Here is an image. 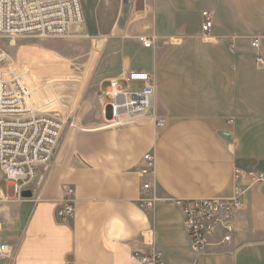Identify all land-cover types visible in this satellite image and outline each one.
<instances>
[{
    "label": "crops",
    "instance_id": "0c3cea01",
    "mask_svg": "<svg viewBox=\"0 0 264 264\" xmlns=\"http://www.w3.org/2000/svg\"><path fill=\"white\" fill-rule=\"evenodd\" d=\"M205 9L214 12L209 40L202 37ZM122 10L120 34L100 40L105 83L123 68L154 73L153 108L116 128H66L31 197L17 198L0 170V243L13 250L0 264H153L136 254L156 253L164 264H264V68L256 61L264 58V0H124ZM140 34L155 35L154 44L144 47ZM48 58L12 60L31 71ZM53 79L68 88L83 81ZM153 112L167 118L165 128H155ZM146 182L156 197L149 212L139 206ZM66 185L75 189L76 211L61 222L55 211ZM237 186L245 206L234 214L231 241L219 235L194 252L176 200L228 198Z\"/></svg>",
    "mask_w": 264,
    "mask_h": 264
},
{
    "label": "built area",
    "instance_id": "2783aa9c",
    "mask_svg": "<svg viewBox=\"0 0 264 264\" xmlns=\"http://www.w3.org/2000/svg\"><path fill=\"white\" fill-rule=\"evenodd\" d=\"M202 37L211 38L214 12L202 11ZM84 23L82 0H0V40L33 35L40 39L67 36ZM144 47H151L155 35H138ZM259 39L251 45L257 47ZM256 61L264 68V58ZM132 84H142L132 89ZM53 77L39 78L30 70L18 66L8 52L0 48V170L13 185L17 198L31 187L39 176V168L48 165L69 124V108L66 99L70 88L58 87ZM156 92L155 75L152 72L123 68L119 75L109 79L101 100L102 124L83 127L70 124L79 130L116 128L134 119L146 116L153 108ZM156 129L168 125L165 117L155 112L150 115ZM230 123L234 120L230 119ZM144 160L154 172L153 152L145 154ZM236 178L243 170L236 168ZM258 180L263 178L259 175ZM2 194L0 192V198ZM152 183L142 186L139 206L149 212L155 206ZM75 189L66 185L56 218L61 222L75 216ZM176 203L181 208L184 225L194 252H204L216 236L228 243L234 231V214L245 206L243 190L237 186L232 197L182 198ZM2 225L0 223V230ZM13 250L0 243V260L10 257ZM142 263L164 264L161 253L139 255Z\"/></svg>",
    "mask_w": 264,
    "mask_h": 264
},
{
    "label": "rangeland",
    "instance_id": "374dc122",
    "mask_svg": "<svg viewBox=\"0 0 264 264\" xmlns=\"http://www.w3.org/2000/svg\"><path fill=\"white\" fill-rule=\"evenodd\" d=\"M82 5L84 23L67 36L48 39L33 35L5 38L7 52L20 65L27 61L32 62L35 57H41V52L46 53L49 61L44 64L37 63L34 71L31 69L37 77L83 78L79 88L70 87L69 97L65 101L70 106L67 128H74L71 123L83 127L102 124L101 100L104 96L103 88L107 87L105 76L108 65L103 58V41L100 40L114 33L120 34L118 30L127 18L122 10L124 0H82ZM23 68L26 66L23 65ZM132 89H137L136 84H132Z\"/></svg>",
    "mask_w": 264,
    "mask_h": 264
},
{
    "label": "water",
    "instance_id": "95a60500",
    "mask_svg": "<svg viewBox=\"0 0 264 264\" xmlns=\"http://www.w3.org/2000/svg\"><path fill=\"white\" fill-rule=\"evenodd\" d=\"M219 135L224 138L227 141L231 140V136L229 135V133H227L226 131L220 130L219 131ZM32 196V191L30 189L24 190L22 192V197L23 198H28Z\"/></svg>",
    "mask_w": 264,
    "mask_h": 264
}]
</instances>
